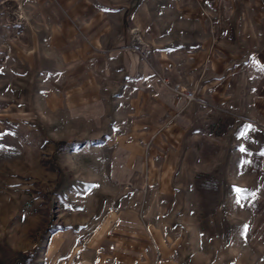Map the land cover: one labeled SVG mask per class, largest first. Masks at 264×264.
Here are the masks:
<instances>
[{"label": "rangeland", "instance_id": "374dc122", "mask_svg": "<svg viewBox=\"0 0 264 264\" xmlns=\"http://www.w3.org/2000/svg\"><path fill=\"white\" fill-rule=\"evenodd\" d=\"M70 6L84 17L68 18L53 0H0V264H264V164L249 162L240 114L256 85L200 82L210 61L190 66L210 45L223 57L229 31L244 27V5ZM104 23L110 32L99 31ZM161 91L179 113L146 150L127 148L146 94ZM60 141L69 144L60 150ZM113 236L133 238L105 242Z\"/></svg>", "mask_w": 264, "mask_h": 264}, {"label": "crops", "instance_id": "0c3cea01", "mask_svg": "<svg viewBox=\"0 0 264 264\" xmlns=\"http://www.w3.org/2000/svg\"><path fill=\"white\" fill-rule=\"evenodd\" d=\"M40 1L41 0H36L37 3H39ZM74 1L77 0H53L55 4L59 3L65 6L67 5L69 9V12L67 11L68 18H83V13H85L86 10L82 12L80 16L78 12H76L70 6V4ZM78 1L82 4L84 3L85 5H90L91 3L95 4V2H101V0ZM213 2L227 5L226 8L229 7L230 13H233L234 10L238 9L236 5H244L243 7L241 6V17L245 19L244 27L241 31H229L232 37L231 41L227 43V45L231 46L226 47V53L224 52L225 54L223 55V57L217 55V57L214 58L213 54H211L210 56L209 52H220L222 50V47H220L219 44H217V46L210 45V48H206L204 50L199 49L197 53H194V61L190 66L192 68H201L204 61H206L207 59L210 61L209 67L212 70L210 69L209 72H206V70L201 69L202 72L197 77L199 78L200 82L210 83L211 85L220 83L256 85L251 89L249 88V90H252L255 93L248 98L249 101L247 106L245 105L246 102L244 103L243 101V103L241 104L240 114L243 116H248V136L249 141H252L253 143V153L251 154L249 162L252 164H256L258 166L257 170H259L262 164V160L264 164V0H213ZM91 15H97L99 19H102V16H104L100 12H98L97 14L96 11L91 13ZM91 15H88L87 18L90 19L91 17H93ZM49 18L51 21L52 16L50 15ZM54 18L55 17H53V19ZM101 27L102 28L99 29V31L104 29V32H110L107 31V23H104ZM49 31H56V26H54V24H52L51 22ZM117 32L121 37L122 31ZM219 32L221 33H218L217 31L218 41L221 40L220 36H222L223 33L222 31ZM115 44H117V42ZM116 51L118 52L119 50L116 49ZM109 64L110 63H106L103 67V70L105 68L109 69L111 67L109 66ZM117 67H120V65H117ZM137 78V81L135 82L142 81L143 78L146 77H142L139 79ZM244 89L245 88L243 86V90ZM146 97L147 100H150V103L147 104V109L144 112L145 114L138 118L136 116V118L133 119L134 125L133 128H131V131L137 134V139H135L133 142H130L131 145L127 147L129 149L136 148L140 149V151L142 149L146 150L149 142L154 138V133L157 132V130L162 126L168 127V125H170L169 123H171V119H173V117H175L176 114L179 113V101H177L174 97H171L170 92L161 91V93L158 94L157 98L153 96V93L152 95H148L147 93ZM195 102L206 104L204 96L201 95H196ZM155 104H157V110H155ZM250 105H253L252 108L250 107ZM236 109H239V107L236 106ZM138 154L139 155L135 156L136 158L139 157L141 153L138 152ZM143 156L145 157V155ZM257 204H259V214H261V217H263L264 193H261L258 196ZM96 238L98 239V237ZM108 238L110 237H105V242L113 244H127L132 241L133 237L123 236L118 239L113 236L111 237L113 239H110L109 241L107 240ZM59 239V237L54 236L52 242H58ZM97 239H92L91 242L94 243L97 241ZM98 256H100V254H98ZM97 259L93 258L89 264H101V258L99 260ZM114 264L119 263H117L114 259Z\"/></svg>", "mask_w": 264, "mask_h": 264}, {"label": "built area", "instance_id": "2783aa9c", "mask_svg": "<svg viewBox=\"0 0 264 264\" xmlns=\"http://www.w3.org/2000/svg\"><path fill=\"white\" fill-rule=\"evenodd\" d=\"M174 90L178 94H180L188 102L195 99V95H194L193 91H191L189 89H184V87H182L180 85H176Z\"/></svg>", "mask_w": 264, "mask_h": 264}, {"label": "trees", "instance_id": "16d2710c", "mask_svg": "<svg viewBox=\"0 0 264 264\" xmlns=\"http://www.w3.org/2000/svg\"><path fill=\"white\" fill-rule=\"evenodd\" d=\"M68 144H69L68 141H60V142L58 143V148H59L60 150H63V149H65V147H66ZM17 264H24V263H17Z\"/></svg>", "mask_w": 264, "mask_h": 264}]
</instances>
